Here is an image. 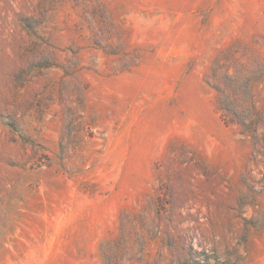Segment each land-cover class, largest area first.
<instances>
[{"label": "rangeland", "instance_id": "obj_1", "mask_svg": "<svg viewBox=\"0 0 264 264\" xmlns=\"http://www.w3.org/2000/svg\"><path fill=\"white\" fill-rule=\"evenodd\" d=\"M220 87L264 110V0H0V264H264Z\"/></svg>", "mask_w": 264, "mask_h": 264}, {"label": "trees", "instance_id": "obj_2", "mask_svg": "<svg viewBox=\"0 0 264 264\" xmlns=\"http://www.w3.org/2000/svg\"><path fill=\"white\" fill-rule=\"evenodd\" d=\"M221 93L222 99L220 100V109L222 110V118L226 125L238 126L241 129V133L250 137L253 144V158L259 162L260 158H264V130L261 131L260 125L264 124V110L258 114H254L252 109H243L242 111H234L232 108L231 100L224 87L217 89ZM251 108L254 106L251 104ZM248 108V107H245ZM250 109V108H249Z\"/></svg>", "mask_w": 264, "mask_h": 264}]
</instances>
